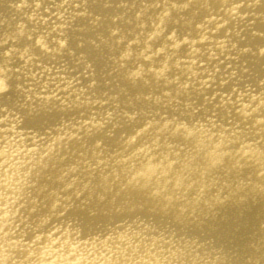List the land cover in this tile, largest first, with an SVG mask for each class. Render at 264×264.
<instances>
[{
	"label": "bare ground",
	"instance_id": "6f19581e",
	"mask_svg": "<svg viewBox=\"0 0 264 264\" xmlns=\"http://www.w3.org/2000/svg\"><path fill=\"white\" fill-rule=\"evenodd\" d=\"M0 264H264V0H0Z\"/></svg>",
	"mask_w": 264,
	"mask_h": 264
}]
</instances>
